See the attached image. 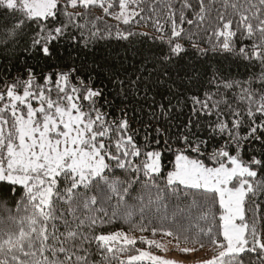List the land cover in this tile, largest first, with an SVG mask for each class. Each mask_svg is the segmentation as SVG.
<instances>
[{
    "label": "snow or ice",
    "instance_id": "1",
    "mask_svg": "<svg viewBox=\"0 0 264 264\" xmlns=\"http://www.w3.org/2000/svg\"><path fill=\"white\" fill-rule=\"evenodd\" d=\"M147 2L0 0V12L11 18L0 32V48L9 56L0 71V185L12 196L21 193L17 215L9 210L0 221V264H97L93 246L99 264H175L154 255L151 247L161 245L132 234L137 231L163 233L177 247L191 243L179 249L185 254L211 246L213 255L201 264H244L245 255L248 264H264V0H222L208 47L184 25L203 24L210 3L197 0L194 9L191 0H180L177 9L165 2L162 22L153 19L160 5L152 0L148 20L160 33L154 63L166 70L179 66L186 39L202 66L181 69L195 92L173 94L177 104L190 108L189 118L166 139L139 144L123 114L109 119L103 110L101 74L107 71L109 83L122 92L125 84L143 85L147 94L148 81L121 80L81 53L88 46V24L94 29L90 37L106 38L92 8L127 25ZM186 9L195 12L193 19ZM134 35L147 34L117 30L115 38ZM209 52L258 71L228 79L208 63ZM174 107L171 100L161 103L160 116L167 121ZM66 216L75 229L61 239L53 222ZM117 222L128 231H104Z\"/></svg>",
    "mask_w": 264,
    "mask_h": 264
},
{
    "label": "trees",
    "instance_id": "2",
    "mask_svg": "<svg viewBox=\"0 0 264 264\" xmlns=\"http://www.w3.org/2000/svg\"><path fill=\"white\" fill-rule=\"evenodd\" d=\"M151 2L152 0H148L146 4L141 5L145 8V11L142 12L140 16L135 17V19L127 25L116 22L112 15L103 13L99 7L92 8V14L96 17H100V19L96 21V25L100 29V33H103L106 38H100L99 35L90 37V30L94 31V29H92L91 24H88L83 30L84 36L88 38V46L81 53L82 55H87L89 63L95 62L105 70H115L118 78L121 80H126L128 78L135 79L137 76H141L148 81L149 90L147 94H145L143 85H141L139 89H136L130 88L125 84L124 91L122 92L119 86L109 83L106 78L108 75L107 71L101 74V79H103L106 86L104 97L100 101V104L104 106L103 110L110 113L109 119L112 117H120L123 114L129 121L131 129L134 130V139L139 144H143L146 138L149 141L161 138L166 139L170 133L176 131L175 126L177 124H181L189 118L190 108L183 104H177V99L174 98L173 94L180 92L190 95L191 92H195L197 90L196 87L192 85L188 77L185 76V72L181 69H186V66L192 64H197L198 67L202 66L198 63L197 55L186 39L181 42L187 49V54L184 60L179 63V66L171 65L166 70L159 64L154 63V54L157 52L160 43L158 39L160 33L156 32L152 23L148 20V9ZM165 2L172 3L177 9L180 7V0H159L160 6L157 8L156 13L152 14L153 19H155L156 16H160L163 22L164 12L166 11V9H164ZM233 2H235V0H233ZM191 3L194 9L198 7L197 0H191ZM206 3H210V13L204 23L199 26L195 23L193 25H184L185 32L193 35L194 40L199 42L201 47L209 46L206 43L207 37L214 25L217 10H222V0H206ZM118 10V7H113L110 11L115 13L118 12ZM229 11H231V9H229ZM185 12L188 19L194 18L195 12L193 10L186 9ZM80 23H84V21H80ZM9 24H11V18H6L5 14L0 12V32H3ZM117 30L122 32L132 31L134 33H146L147 35H134L128 40H119L115 38ZM109 31H111L112 37H107V32ZM153 37H157V39L154 40ZM77 38L79 39V35ZM81 43H83V41H81ZM207 60L213 68L219 66L223 71V75L228 79L242 80L247 78L251 72L258 71L257 68H247L245 63L236 57H225L224 55L209 52ZM11 62L15 63L14 60ZM7 63H9V56L0 48V71L3 70V66ZM32 63L35 64L36 62L32 61ZM18 70H20L19 65L12 67V75H15ZM187 70L189 74H191L190 68H187ZM37 71H39V69H37ZM189 89L191 90L190 92L188 91ZM210 90L215 91L214 88ZM153 97L155 98V105H153ZM181 99H183V97H181ZM168 100H171L172 105L175 107L172 109L171 115L166 121L159 114V105L161 103L167 105ZM150 105L152 106L150 107ZM122 109L124 110L123 113L121 112ZM193 119H195V117H193ZM166 128L169 129V133H164L163 130ZM157 129L161 130L160 134L157 133ZM162 146L163 143H161V147ZM117 175L123 178L120 172H117ZM137 189L139 191L138 186ZM20 195L21 193L18 190L16 195L12 196L7 186L0 185V202L6 201V206L0 203V221L8 216L9 210L12 215H17L16 203L19 201ZM56 207L59 210L62 205L57 204ZM65 220L70 223L66 225ZM53 223H55V227L58 230L56 234L61 239H63L61 234L66 235L69 227L75 229V221L71 216H66L64 219H57ZM159 223V221H156L157 225ZM150 226L151 225H149V227ZM120 230L128 231V225L117 222L104 229L105 232ZM132 234L137 237L143 235L148 239H155L156 241L167 239L176 242L173 237L165 236L163 233H158L155 237L152 236L151 232L141 233L137 231ZM180 245L189 248L194 247L191 243H181ZM137 247L147 248L148 246L138 244ZM195 247H198V245ZM91 251L93 253L92 259L99 264L100 257L96 254L94 246ZM195 253L211 256L213 255V250L211 246L206 245L204 250L196 251ZM243 260L244 264H248L249 255L243 256Z\"/></svg>",
    "mask_w": 264,
    "mask_h": 264
},
{
    "label": "rangeland",
    "instance_id": "3",
    "mask_svg": "<svg viewBox=\"0 0 264 264\" xmlns=\"http://www.w3.org/2000/svg\"><path fill=\"white\" fill-rule=\"evenodd\" d=\"M116 22L123 23L122 21L117 20ZM157 242L161 245V247L159 249L155 248L154 246L151 247L150 250L152 253L154 255L160 256L162 259L173 261L175 264H201L202 261L212 256H204L195 252H190L187 254L182 253L179 249L186 246L179 245V247H177L176 242L167 239Z\"/></svg>",
    "mask_w": 264,
    "mask_h": 264
}]
</instances>
